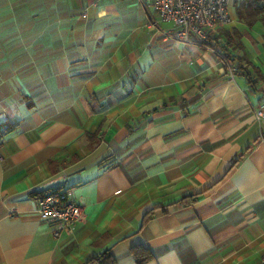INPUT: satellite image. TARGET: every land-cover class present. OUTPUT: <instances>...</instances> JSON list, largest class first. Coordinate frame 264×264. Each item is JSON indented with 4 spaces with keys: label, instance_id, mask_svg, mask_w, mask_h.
I'll use <instances>...</instances> for the list:
<instances>
[{
    "label": "crops",
    "instance_id": "crops-1",
    "mask_svg": "<svg viewBox=\"0 0 264 264\" xmlns=\"http://www.w3.org/2000/svg\"><path fill=\"white\" fill-rule=\"evenodd\" d=\"M149 4L0 0V264H264V80L243 74L264 75V27L223 26L249 60L231 77ZM52 189L85 213L57 237Z\"/></svg>",
    "mask_w": 264,
    "mask_h": 264
},
{
    "label": "built area",
    "instance_id": "built-area-1",
    "mask_svg": "<svg viewBox=\"0 0 264 264\" xmlns=\"http://www.w3.org/2000/svg\"><path fill=\"white\" fill-rule=\"evenodd\" d=\"M230 0H150L147 26L181 43L212 48L233 77L237 70L219 47L218 30L231 22ZM160 20L171 21L169 29L159 27ZM256 119L264 117V108L255 111ZM39 218L53 225L52 235L73 232L74 225L84 220L83 206L69 190L52 189L37 198Z\"/></svg>",
    "mask_w": 264,
    "mask_h": 264
},
{
    "label": "trees",
    "instance_id": "trees-1",
    "mask_svg": "<svg viewBox=\"0 0 264 264\" xmlns=\"http://www.w3.org/2000/svg\"><path fill=\"white\" fill-rule=\"evenodd\" d=\"M236 18L238 21L245 23L247 26L252 27L255 24H260L264 27V0H235L234 2ZM223 28V27H222ZM221 32L225 37L224 49L226 51V57L232 62L235 61L236 68H239L242 61L249 63L244 56H230L228 46L237 49H243L241 42V32L237 28L231 30L222 29ZM254 73H251L248 69H245L243 74L251 84L259 79L264 80V75L258 68L254 69ZM7 130L5 128L0 129V137L5 134ZM185 197V196H184ZM138 263H144L151 259V251L144 246H133L131 249ZM114 257L112 254L104 250L99 255L88 258L85 264H113Z\"/></svg>",
    "mask_w": 264,
    "mask_h": 264
},
{
    "label": "rangeland",
    "instance_id": "rangeland-1",
    "mask_svg": "<svg viewBox=\"0 0 264 264\" xmlns=\"http://www.w3.org/2000/svg\"><path fill=\"white\" fill-rule=\"evenodd\" d=\"M234 2H235V0H230V3H229V13H230V16L232 18L231 22H229L227 24L229 26H235V23L237 22L236 13H235V7H234ZM220 29H222V27Z\"/></svg>",
    "mask_w": 264,
    "mask_h": 264
}]
</instances>
